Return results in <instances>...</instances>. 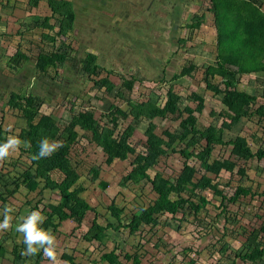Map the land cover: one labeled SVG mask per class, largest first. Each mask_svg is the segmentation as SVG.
Returning a JSON list of instances; mask_svg holds the SVG:
<instances>
[{"label":"rangeland","instance_id":"374dc122","mask_svg":"<svg viewBox=\"0 0 264 264\" xmlns=\"http://www.w3.org/2000/svg\"><path fill=\"white\" fill-rule=\"evenodd\" d=\"M68 1L73 2V9L76 11L74 26L69 35H58L55 46V50L68 53L67 60L61 65L50 68L47 74H36L33 63H27L22 69H16L18 71L16 78L10 77L11 79L15 78L14 81L11 79L6 81L8 90L24 87L29 88V92L34 93L35 105L39 106L40 104L36 120H39L43 114H51L58 120L61 128H64L74 115L92 111L99 123L110 125L107 113L114 109L113 106L129 112L130 104L127 102L129 98L137 102L151 100L162 104L166 100V93L171 85L182 98L180 101L181 108L186 105L196 106L197 102L193 101L192 92L197 91V89L205 92L207 90L205 82L200 81L198 83L196 80L193 83V80L188 77H181L180 80L172 77L171 71L175 69V73H179L182 64L177 65L172 62L174 63L173 66L169 61L170 69L165 67L166 60H171L175 56L176 42L177 46L178 44L182 46L184 41L169 38L172 41L166 42L162 34L158 33L156 29L157 26L163 27L162 20L167 17L166 6L171 10L172 7L183 4L181 6L186 7V21L190 22L192 19L187 17L196 13H208L206 12L209 6L207 0H199L200 3H197L198 0L196 2L189 0L190 3L188 0H177L179 5L175 4L176 0H167V4L166 0H115L116 8L113 5V7L108 8L103 5L105 3L114 4L110 0ZM85 2L87 4H84ZM160 3H163V7L158 5ZM123 4L125 5L123 6ZM102 9L105 14V22L99 21L97 23V20H94L90 22L88 27H85V20L79 19L81 16L84 18L87 13H98L97 19H99ZM169 10L168 18L171 14ZM40 13L42 14L40 17L52 14L47 4L41 7ZM107 16L109 17L106 18ZM50 23L56 25L54 31L59 29L56 19L52 18ZM184 28L185 30L188 28L190 32L189 27L184 26ZM102 29L104 30L103 38L96 37L94 34ZM34 30L36 32L29 37H33L36 44L43 41L42 32H50L46 28L37 27ZM90 31L92 32L90 33ZM110 33H113V38H111L112 36L107 37ZM127 34L133 37H126ZM186 35L180 34L182 37ZM93 38L101 40L96 42V40H91ZM29 40L31 39H21V48L26 50L33 47V51L30 50V53L35 57L38 53L36 44H31ZM113 40L114 44H110ZM62 41L68 46L63 45ZM52 44L50 41L46 42V46ZM91 50L97 53L98 63L108 69L99 70L98 76L89 75L83 69V58L86 52ZM125 55L128 56L125 57ZM176 57L181 63L183 58ZM164 58L163 72H159V67L163 65ZM155 62L158 63V68L153 66ZM184 65H188V63ZM110 70L114 71L110 77L116 83V87L107 91L105 85L99 83V80L105 78ZM115 71L119 74L129 75L132 73L137 76L138 80L133 83L132 90L124 86L121 76L117 77L118 74ZM199 75L201 74L197 76ZM260 75L259 84H262L263 88L264 73L262 72ZM201 78L203 79V77ZM219 80L216 78L214 81ZM240 81L237 82V90H243V79ZM248 81L249 78L244 82ZM239 82L242 86H239ZM219 84L222 85L221 82ZM119 90L125 98L118 96ZM5 99L3 104H6L0 107V125H4L9 136L18 137L20 128L26 126V120L22 117L20 110L7 108V96ZM186 116V113L181 114L176 111L169 113L166 118L156 117L153 119L157 125L156 132L161 136H164L165 130L179 133L182 130L180 122ZM217 117H214L213 120ZM204 119L207 120L204 121ZM204 119L199 117L196 121V127L204 129L208 117ZM134 121L132 116L127 119L121 118L118 130H124L131 122L136 125V129L130 138V142L136 148V153L129 154L126 160L115 159L112 164L106 163V154L102 148L87 138L83 129L79 126L75 127L79 137L73 145L72 156L75 157L74 164L81 175L79 181L86 187L82 197L95 207L96 211H89L79 226L72 219L61 222L58 230L54 233L57 240V264H108L106 261H101L102 252L112 250L115 246L124 248L126 251L137 252L142 256V264H246L236 257L235 251L242 248L249 231L252 228L260 227L264 222V170L261 173L255 170L256 165L264 169V160L259 161L257 158L250 159L248 162L244 160L239 162L232 175L223 171L220 179L212 176L215 181L218 180V188L228 196L233 195L238 186L243 187L245 185L244 187L252 189V194L241 195L237 202L227 200L222 202L220 194L205 190L202 195L209 200V203L197 214L187 207L175 216L168 213L161 215L160 224L155 228L143 226L135 234H131L129 229L124 228L117 231L109 229V235L105 238L104 243L98 241L89 243L83 239V234L93 219L97 217L96 212L99 214L98 219L101 224L105 225L108 221L115 222L107 208L111 202L114 201L118 207L124 209L125 216L123 219L128 221L133 214L141 212L142 206L157 198V194L149 182L131 184L128 187L120 185L122 177L131 170L136 154L144 153L147 149V137L145 135L147 122L142 121L136 124ZM220 121L216 126L221 125ZM246 127L248 129V141L251 147L256 150L258 138L254 135L258 133L264 136V116H253L251 121L242 119L232 130H226L225 138L230 139L237 134H243ZM201 143L204 144V140ZM174 146L183 148L178 139L175 140ZM20 148L9 159L0 162V195L6 198L5 201L0 199V222L3 220V210L6 205L15 209L11 213L13 216L12 226L6 231H0V238L3 239V245L6 248L5 254L0 255V264H51L44 257L42 251L40 252L41 256H22L20 254L17 257L18 255L13 253L15 244L19 245L21 253L26 248L22 234L15 230L17 217L27 215L31 210H38L46 216L45 224L48 217L47 213L51 211L48 205L57 204L60 200L59 190L43 188L45 185L43 179H39L40 185L35 191H29L24 187L14 191L15 185L9 183L21 179L22 173L32 167L28 155L21 152L24 147L21 146ZM199 149H201L199 145L190 148L196 152ZM231 149V145H217L210 161L222 158L235 159L231 155ZM185 162L200 167V162L196 157L187 158L180 153H171L170 150L167 156L159 158L158 164L149 169L148 174L153 178L159 172L164 177L175 179ZM239 166L248 168L249 178L246 179L249 181L243 180V176L237 173ZM92 167L100 169L99 177L94 182L91 180L90 169ZM201 173L196 174V178L200 177ZM209 175L212 174L209 173ZM53 176L55 179L62 177L58 172L53 173ZM102 181L106 182L107 185L104 186ZM189 187L194 189L192 185ZM7 188L13 191L12 195L7 191ZM184 196L187 195L184 194ZM176 198L177 196H172L173 200ZM57 222L58 219L55 217L54 223ZM44 224L42 225L43 228L54 232L53 225L44 227ZM224 243H228L230 247L221 250ZM63 253L73 255L75 262L70 263L64 260L62 258ZM126 264H131V262H126ZM257 264H264V260Z\"/></svg>","mask_w":264,"mask_h":264},{"label":"trees","instance_id":"16d2710c","mask_svg":"<svg viewBox=\"0 0 264 264\" xmlns=\"http://www.w3.org/2000/svg\"><path fill=\"white\" fill-rule=\"evenodd\" d=\"M33 2L36 3V0ZM207 2L209 4L207 10L214 14L216 20L219 61L216 66H210L205 72L212 78L215 76L222 77L221 83L224 87L221 88L220 85H214L210 81L206 83L208 88L215 91L216 94H223L222 102L226 108L220 113L223 118L220 126L210 125L206 129L196 127L194 125L196 117L194 113L201 112L204 108V96L198 92H193L192 99L197 102L196 106L187 105L181 108L180 101L182 98L174 91L172 85L169 87L166 100L162 104L151 100L137 102L129 98L127 101L130 104L129 112L113 106L114 109L111 108L112 110L107 113L110 125H102L94 117L92 111H86L74 115L64 128H61L58 120L51 114H43L39 120H36L40 104L39 106L35 105L34 100L36 98L33 92L13 93L11 95L10 108L20 110L26 120V126L21 129L20 138L24 141H30L31 146L29 148L24 147L21 152L28 155L32 167L22 173L21 179L14 180L9 184L15 185V192L22 187L29 191H35L40 185L39 179H43L45 181L43 188L59 190L60 200L57 204L48 205L51 211L47 213V221L44 224V227L53 225V234L58 230L61 222L66 219L74 220L79 226L89 211H96L95 207L82 197L86 187L79 181L81 175L74 164L75 157L72 156L73 145L79 137L75 130L76 126L83 129L85 136L102 148L106 154V163L112 164L115 159L126 160L129 154L136 153L135 146L130 142L136 125L131 122L124 130L119 131L120 119H127L132 116L136 124L146 121V152L136 154L131 170L122 177L120 185L128 187L131 184L149 182L157 194V198L153 202L142 206L141 212L133 214L128 221L123 219L125 216L124 209L118 207L114 201L107 208L115 222L108 221L105 225L101 224L98 219L99 214L96 212L97 217L93 219L83 234V239L86 242L104 243L105 238L109 235V229L117 231L124 228L129 229L131 234H135L143 226L155 228L160 224L161 215L168 213L175 216L187 207L197 214L209 203V200L202 195L205 190L220 194L222 202L226 200L237 202L241 195L252 194L251 188L238 186L234 194L228 196L218 188L217 179H220L223 171L229 172L231 175L234 174L235 167L243 160L254 157L264 158V146L261 145L259 150L254 152L243 136H237L230 140H225L223 137L224 130L232 128L243 116H264V100L263 103L258 104L256 95L236 88L238 73H264V11L256 3V0H207ZM49 5L53 11V16L58 21L59 29L54 31L56 25L50 23V18L47 16L36 22V25L50 30V32L42 33L43 38L53 41V45H50V51H45L42 48L39 53L35 64L36 74H47L50 68L61 65L67 60L68 53L55 50L56 41L58 35L70 34L76 19L72 1L49 0ZM204 19L205 14L194 15L187 26L190 30L199 29ZM181 40L185 41L184 39ZM62 44L68 46L64 41ZM230 66H236L237 70H232ZM83 69L93 76H98L99 70H108L98 63V56L94 52L86 53L83 58ZM196 69L197 66L191 63L184 66L174 77L191 76ZM113 72L112 70L108 71V75L99 80V83L105 85L107 91L116 87V83L110 77ZM121 78L124 86L130 90L133 89V83L138 80L137 76L132 73L123 75ZM118 96L125 98L120 90ZM262 97L264 99V93ZM176 111L187 114L180 122L182 130L179 133L165 130L163 134L167 138L158 134L156 132L157 125L153 119L156 117L166 118L169 113ZM4 134L5 132L0 130V143L6 141ZM45 138L49 142H60L62 146L49 157L34 159L33 157L39 153L40 142ZM176 139L179 140L183 148L174 146ZM202 140H204V144L201 143ZM198 145L201 148L199 151L190 150L191 147ZM217 145H232V154L235 159L222 158L210 161ZM170 150L171 153H180L187 158L196 157L200 162V167L185 162L175 179L164 177L159 172L152 178L148 174V170L156 166L159 158L167 156ZM55 172L62 175L61 179L54 178L53 173ZM90 172L92 174L91 180L94 182L99 177L100 169L92 167ZM245 172V166H239L237 173L243 176ZM200 173V177L196 178V174ZM212 176L217 177V181ZM102 184L107 185L104 181ZM190 185L194 189L190 188ZM7 191L10 192V195L13 194V191L8 188ZM173 195L177 196L175 200L172 199ZM0 199L6 200L2 195H0ZM55 217L58 219L57 223H54ZM223 245L221 250L230 247L228 243ZM5 252L3 239L0 238V255L3 256ZM13 253L17 254V257L20 256L19 245L15 244ZM38 255L41 256V253ZM235 255L246 264H257L264 260V222L260 227L252 228L249 231L242 248L235 251ZM62 258L70 263L75 262L74 256L68 253H63ZM101 261H106L108 264H126V262L142 264V256L137 252L126 251L124 248L115 246L112 250L102 252Z\"/></svg>","mask_w":264,"mask_h":264},{"label":"crops","instance_id":"0c3cea01","mask_svg":"<svg viewBox=\"0 0 264 264\" xmlns=\"http://www.w3.org/2000/svg\"><path fill=\"white\" fill-rule=\"evenodd\" d=\"M33 1H35V0H0V107L2 105L6 104V103L5 104H3V103L6 101L5 97L7 96V98H8L7 99V108L12 109V108H10L11 95L13 93H21L22 94V92H29V88H24V87L19 88V89L8 90V86H7L6 81L10 80L11 79L10 77H12V76H14L16 78L17 72H18L16 69L17 68L22 69L27 63L32 62L34 65V68H35L37 58H38L39 53L41 52L42 48L45 51H49L48 48H50V46H46V42L50 41L53 43L52 40L44 39L43 34H42L43 41L39 44H36L35 41H33V37H29L30 35H33L36 32L34 29H36L37 27L42 28V27L36 25V22L39 21L40 18L47 16L50 18L49 22L52 18L55 19V16H53V11L49 5V0H36V3ZM110 1L114 4L105 3L103 5H105L106 8H108L112 5L115 6V4H116L115 0H110ZM195 2H196V0H195ZM189 3H190V1H189ZM197 3H200V1L198 0ZM256 3L264 11V0H256ZM46 4L51 9L52 14L51 15H44L43 17H40V16H42V14L40 13L41 7H44ZM84 4H87V3L85 2ZM166 4H167V0H166ZM175 4L179 5L177 0H176ZM124 5L125 4H123V6ZM158 5L163 7V3H160ZM181 5H183V4H181ZM181 5L180 6H174L171 8V10H169V7L166 6L167 17L162 20L163 21V27L157 26L156 25L157 23L155 22V25L157 26L156 30L158 31V33L162 34V36L164 37L166 42L172 41L169 38L176 39V40L186 38L184 41V44L182 46L180 44H178V46H177V42H176V47H175V51H174L175 56L171 60H166L165 67L170 69V65H168L169 61L171 63L175 62L177 65L182 64L180 71L184 66H188L191 63H193L197 66V69L195 71H193L191 76H178V77H174V78H176V79L179 78L178 80H180L181 77H188L191 80H193V83L196 80L198 81V83L200 81L205 82V86L207 89L205 92H202L201 90H198V89H197V91H193V92H198V93L200 92L201 94L204 95V98H205L204 108L202 109L201 112H195L194 113L196 116L194 123L196 126V121H198L199 117H202V120L205 117H208V122H206L207 125L204 128V129H206L210 125L216 126V124H219L220 119H222L220 113L222 112L223 109L226 108V105L222 102L223 94H216L215 91L208 88L207 83H206V82L210 81L214 85H220L219 83L221 81H223L222 77L215 76L212 78L211 76H208L205 72L206 69H209L210 66H216L217 62L219 61L218 31H217V27H216V20H215L214 14L209 12L208 10H206V12H208V13H202V14H205V19L203 21V24L201 25V28H199L198 30H194V33H192V30H190V32H189L188 28L186 30L184 28V26H187L189 23L186 21V14H185V8L186 7L183 8V6H181ZM115 8H116V6H115ZM178 8H179V11L177 12ZM159 9H161V8L159 7ZM168 10L171 13L169 18H168ZM80 13L82 14L81 11H80ZM186 13H187V11H186ZM195 15H200V14L196 13ZM116 16H118V15L116 14ZM193 16H189L187 18L192 19ZM108 17L109 16H107L106 18H108ZM132 17H133V14H132ZM97 18H98V13H95V14L87 13L86 15H84V18H83V16H81L79 19L85 20V22H86L84 24L85 27H88V25H90V22H92L94 20H97V23L99 21L101 23L105 22V14H104L103 9H102L101 17L99 19H97ZM17 28H19V29H17ZM93 28H96V27H93ZM103 31L104 30L102 29L99 32L95 33L94 35H96V37H98V38L99 37L103 38V35H104ZM91 32L92 31H90V33ZM181 33L187 34V35L185 37H182V36H180ZM109 36H112L111 38H113V33H110L107 35V37H109ZM129 36L133 37L131 35H129ZM129 36H128V34L126 35V37H129ZM142 36H144V34H142ZM173 36H175V37H173ZM17 38H19V39H17ZM23 38H24V40L25 39H31V40H29V42L31 44H36V49L38 52L37 56L34 57L30 53V50L33 51V47H31L30 49H26V50H23L21 48V45H22L21 39H23ZM91 40H96V42H99L101 39L93 38ZM42 43H43V45H42ZM110 44H114V40ZM87 52H89V51H87ZM90 52H93V51L91 50ZM127 56L125 55V57H127ZM176 56H180L183 58L181 60V63L179 61V58ZM33 57H34V59H33ZM16 59H18V60L15 61ZM32 59H33V61H31ZM164 63H165V58L163 59V65H161L159 67V72H163ZM186 63H188V65L183 66V64H186ZM172 65L174 66V63H172ZM153 66L155 68H158V63L157 62L153 63ZM230 68L232 70H237L236 66H230ZM173 69H174V67H173ZM174 70L171 71L172 77L177 74V73H175ZM116 73L119 74L118 72H116ZM261 73L262 72L250 73V74H246V73L239 74L238 73V75H237V82L243 79V87H242L243 90H240V91L249 93L251 95H256L258 97V104L263 103V100H264L262 97V95L264 93V83H263V88H262V84H259V77L261 76L260 75ZM198 74H201V75L197 76ZM119 75L123 76L124 74H119ZM206 75H207V77H206ZM201 77H203V79ZM15 78H13L11 80L14 81ZM216 78H219L220 80L214 81ZM248 78H249V81L244 82ZM240 85L242 86L241 83L239 84V86ZM220 87L223 88L224 87L223 84L220 85ZM217 104L220 107V109L217 106ZM190 106H192V105H190ZM216 116H218V117L213 120V118ZM244 118L248 119L249 121L253 120V116H243L241 119H239V121L234 126H232V128L224 130L223 137L225 140H230V139L236 138L237 136H243L247 139L248 146L251 147V145L248 141V138H247V137H249L247 134L248 133L247 127H246V131H244L243 134H241V133L237 134L234 137H231L230 139L225 138L226 130H232L233 127L238 125L240 123V121ZM2 120H3V117H2ZM206 120L207 119H204V121H206ZM220 122L222 123V120ZM21 129H22V127L20 128V132H21ZM0 130L5 132L4 138L7 139L9 137V132L5 129L3 124L0 125ZM20 132L18 133V137H19ZM254 137L258 138L257 149L254 150L251 147V149L255 152V151L259 150V147L261 145L264 146V136H263V134L259 135L258 133H255ZM232 148H233V146H232ZM231 155H233L232 149H231ZM254 158H257V157H254ZM251 159H253V158H251ZM249 160H244V161L248 162ZM257 160L261 161V160H264V158H262V159L257 158ZM245 168H246V172L243 175V180L249 181V179L248 180L246 179V178H249L248 168L247 167H245ZM255 170L258 171L259 173H261L264 169H263V167L256 165ZM243 186H245V185H243Z\"/></svg>","mask_w":264,"mask_h":264},{"label":"clouds","instance_id":"9594fccd","mask_svg":"<svg viewBox=\"0 0 264 264\" xmlns=\"http://www.w3.org/2000/svg\"><path fill=\"white\" fill-rule=\"evenodd\" d=\"M21 133V132H20ZM29 148L30 141H23L22 138L16 136H9L4 143H0V162L9 159L16 153L20 147ZM62 144L60 142H49L47 138L40 142L39 153L34 156V159L46 158L51 156ZM22 151V150H21ZM15 209L12 206L6 205L3 210V220L0 222V231L8 230L12 225L11 221ZM46 220L38 210H31L27 215L17 217V224L15 230L23 236V243L26 245L22 256H35L41 251L44 257L51 262L57 264V240L56 236L51 230H46L42 227Z\"/></svg>","mask_w":264,"mask_h":264}]
</instances>
